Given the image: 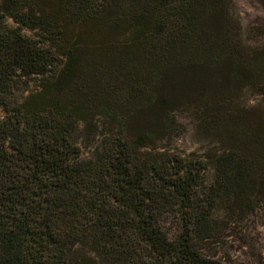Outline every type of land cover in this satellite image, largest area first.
Instances as JSON below:
<instances>
[{
  "label": "trees",
  "instance_id": "trees-1",
  "mask_svg": "<svg viewBox=\"0 0 264 264\" xmlns=\"http://www.w3.org/2000/svg\"><path fill=\"white\" fill-rule=\"evenodd\" d=\"M246 93L264 46L234 0H0V264H221L195 242L264 205ZM184 113L216 141L204 158L168 147Z\"/></svg>",
  "mask_w": 264,
  "mask_h": 264
},
{
  "label": "rangeland",
  "instance_id": "rangeland-1",
  "mask_svg": "<svg viewBox=\"0 0 264 264\" xmlns=\"http://www.w3.org/2000/svg\"><path fill=\"white\" fill-rule=\"evenodd\" d=\"M234 3L246 42L250 46L263 47L264 35L251 38L250 33L254 28L264 30V8L256 0H234ZM8 23L13 25L11 21ZM23 34L36 38L37 32L23 30ZM35 89L36 81H32L28 92ZM236 102L242 113H256L264 117V94L246 93ZM178 120L183 131L168 144L172 151L184 156L193 154L204 158L210 149H215L216 141L201 133L203 131L199 122L190 113L179 115ZM92 151V147H82V158H90ZM212 180L213 172L209 169L200 187L206 191ZM214 222L218 231L216 235L201 243L195 242L202 255L212 257L221 264H264V205L260 204L245 212H218ZM164 225L169 239L173 240L177 234L175 220L167 216Z\"/></svg>",
  "mask_w": 264,
  "mask_h": 264
}]
</instances>
